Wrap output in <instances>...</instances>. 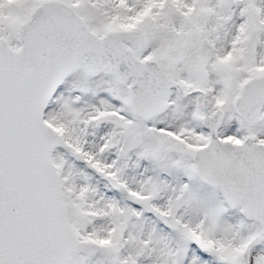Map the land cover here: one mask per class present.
<instances>
[{
  "label": "snow or ice",
  "instance_id": "snow-or-ice-1",
  "mask_svg": "<svg viewBox=\"0 0 264 264\" xmlns=\"http://www.w3.org/2000/svg\"><path fill=\"white\" fill-rule=\"evenodd\" d=\"M0 264H264V0H0Z\"/></svg>",
  "mask_w": 264,
  "mask_h": 264
}]
</instances>
